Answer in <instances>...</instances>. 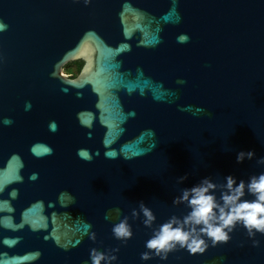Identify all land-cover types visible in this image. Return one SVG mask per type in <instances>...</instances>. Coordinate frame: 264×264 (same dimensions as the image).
<instances>
[{"label": "water", "instance_id": "1", "mask_svg": "<svg viewBox=\"0 0 264 264\" xmlns=\"http://www.w3.org/2000/svg\"><path fill=\"white\" fill-rule=\"evenodd\" d=\"M0 22V264H91L93 248H119L111 264H264V235L254 247L240 225L203 254L140 258L189 211L181 189L264 172V0H0ZM141 201L152 228L131 216Z\"/></svg>", "mask_w": 264, "mask_h": 264}, {"label": "clouds", "instance_id": "2", "mask_svg": "<svg viewBox=\"0 0 264 264\" xmlns=\"http://www.w3.org/2000/svg\"><path fill=\"white\" fill-rule=\"evenodd\" d=\"M0 22V28H5ZM254 152L240 151L237 153L238 163L246 158L252 159ZM256 163L264 165V157ZM187 179V174L177 178V183ZM217 192L219 195L217 196ZM250 195L252 199H245ZM173 205L184 204L189 209L185 215L170 216L158 227L152 228L156 217L153 211L142 201L139 202V212L132 209L131 216L136 219L143 216L142 223L152 228V235L145 241L146 251L140 254L141 260L159 257L166 260L168 254L179 249H185L189 254H203L210 246L227 243L230 233L240 225L251 239L252 246L258 247L260 241L255 239L257 233L264 235V172L251 175L247 181L241 179L238 183L235 177L228 175L224 182H214L205 177L198 184L181 189L180 195L173 198ZM120 215V209H109L105 213V220L111 221ZM129 217L124 216L112 226V234L121 243H127L132 237V226ZM95 239V233L90 235ZM119 248L107 252L95 248L90 250L91 264H111L117 259L115 253Z\"/></svg>", "mask_w": 264, "mask_h": 264}, {"label": "trees", "instance_id": "3", "mask_svg": "<svg viewBox=\"0 0 264 264\" xmlns=\"http://www.w3.org/2000/svg\"><path fill=\"white\" fill-rule=\"evenodd\" d=\"M81 66H82L81 60L71 61L64 66V72L74 77L79 72Z\"/></svg>", "mask_w": 264, "mask_h": 264}, {"label": "rangeland", "instance_id": "4", "mask_svg": "<svg viewBox=\"0 0 264 264\" xmlns=\"http://www.w3.org/2000/svg\"><path fill=\"white\" fill-rule=\"evenodd\" d=\"M65 73V72H64ZM67 74V73H66Z\"/></svg>", "mask_w": 264, "mask_h": 264}]
</instances>
